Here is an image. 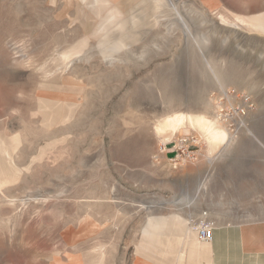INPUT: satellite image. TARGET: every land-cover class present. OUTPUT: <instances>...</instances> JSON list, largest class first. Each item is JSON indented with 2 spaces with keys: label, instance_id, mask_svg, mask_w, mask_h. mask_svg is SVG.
Here are the masks:
<instances>
[{
  "label": "rangeland",
  "instance_id": "obj_1",
  "mask_svg": "<svg viewBox=\"0 0 264 264\" xmlns=\"http://www.w3.org/2000/svg\"><path fill=\"white\" fill-rule=\"evenodd\" d=\"M90 2L0 0V264H137L155 219L261 228L264 0H142L108 38ZM179 112L229 142L158 132Z\"/></svg>",
  "mask_w": 264,
  "mask_h": 264
},
{
  "label": "crops",
  "instance_id": "obj_2",
  "mask_svg": "<svg viewBox=\"0 0 264 264\" xmlns=\"http://www.w3.org/2000/svg\"><path fill=\"white\" fill-rule=\"evenodd\" d=\"M178 219L172 223L169 222L173 224L172 229L177 238L165 237L162 239L160 234H154L158 233L160 228L162 229L159 226V219L148 224L150 225L147 229L148 237L137 249L142 255L137 264H264V249L251 252L247 251L245 247L246 244H249L264 248L263 222H260L261 228L258 225L249 226L245 223L243 225L246 226L241 227L242 229L215 226L213 239L206 241L212 244L200 245L198 241L201 240L198 238V241L196 240L197 235L195 236L191 230L188 232L187 220L181 217ZM177 230L180 231V234ZM181 232L189 234L188 236L192 234V236L185 239L181 237ZM184 248L188 251L187 255L180 254V251L185 250Z\"/></svg>",
  "mask_w": 264,
  "mask_h": 264
},
{
  "label": "bare ground",
  "instance_id": "obj_3",
  "mask_svg": "<svg viewBox=\"0 0 264 264\" xmlns=\"http://www.w3.org/2000/svg\"><path fill=\"white\" fill-rule=\"evenodd\" d=\"M140 1L142 0H132L130 3L125 4L123 7L121 6V9H118L115 7L111 8L107 4L106 0H91L89 5L90 16L102 15L103 13L107 14L106 20L97 28L100 32L102 31V38H108L113 28H121L120 25L123 24V19H126V12L131 9L133 3ZM159 5H161V0H154V7H158ZM222 89V91H224V94L230 98L227 87H224ZM216 118L218 119V117ZM187 123L197 126L204 132L206 138L210 143V149L212 150H215L222 144H227L231 138L229 132L223 126H220L219 124L217 125V122L211 119L206 113L192 114L179 112L166 115L157 124V130L161 133H165L166 131L176 132L179 129L185 127Z\"/></svg>",
  "mask_w": 264,
  "mask_h": 264
},
{
  "label": "built area",
  "instance_id": "obj_4",
  "mask_svg": "<svg viewBox=\"0 0 264 264\" xmlns=\"http://www.w3.org/2000/svg\"><path fill=\"white\" fill-rule=\"evenodd\" d=\"M198 238L203 241H211L213 238V230L210 227H202L198 229Z\"/></svg>",
  "mask_w": 264,
  "mask_h": 264
}]
</instances>
